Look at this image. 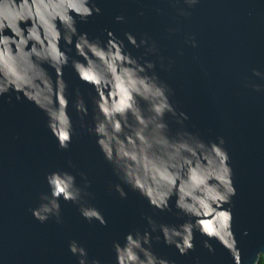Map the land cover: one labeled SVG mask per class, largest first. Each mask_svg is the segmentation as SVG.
Returning a JSON list of instances; mask_svg holds the SVG:
<instances>
[{
  "label": "water",
  "instance_id": "1",
  "mask_svg": "<svg viewBox=\"0 0 264 264\" xmlns=\"http://www.w3.org/2000/svg\"><path fill=\"white\" fill-rule=\"evenodd\" d=\"M0 37V264L260 263L264 0H0Z\"/></svg>",
  "mask_w": 264,
  "mask_h": 264
},
{
  "label": "clouds",
  "instance_id": "2",
  "mask_svg": "<svg viewBox=\"0 0 264 264\" xmlns=\"http://www.w3.org/2000/svg\"><path fill=\"white\" fill-rule=\"evenodd\" d=\"M4 43H5L4 38H3V37H0V45H2V44H4ZM254 75L259 76L260 74L257 72V73H254ZM6 91H7L6 88H0V93L6 92ZM17 99H19V98H17ZM9 102H11V100H9ZM220 143H221V145H223L224 141L221 139V140H220ZM224 154H225V159H227V158H228V154H227V152L224 151ZM233 194H235L234 189H233ZM41 219H44V217H41ZM188 247H189L190 249H192L193 251L195 250V249H194V245H192L191 243H189ZM204 247L207 248L208 251H209L210 253L214 252V249L212 248V246H211L207 241H204ZM73 250H74V249H73ZM182 251H183V250H182ZM95 264H98V262H95ZM162 264H169V262H167V261H163Z\"/></svg>",
  "mask_w": 264,
  "mask_h": 264
},
{
  "label": "trees",
  "instance_id": "3",
  "mask_svg": "<svg viewBox=\"0 0 264 264\" xmlns=\"http://www.w3.org/2000/svg\"><path fill=\"white\" fill-rule=\"evenodd\" d=\"M259 264H264V257L261 258V261Z\"/></svg>",
  "mask_w": 264,
  "mask_h": 264
}]
</instances>
